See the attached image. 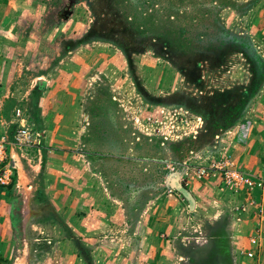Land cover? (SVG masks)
<instances>
[{
	"label": "rangeland",
	"instance_id": "374dc122",
	"mask_svg": "<svg viewBox=\"0 0 264 264\" xmlns=\"http://www.w3.org/2000/svg\"><path fill=\"white\" fill-rule=\"evenodd\" d=\"M29 3L43 24L0 55L30 66L0 91L11 141L21 126L34 138L20 171L29 180L38 150L44 162L34 201L12 200L25 219L10 264H250L233 236L255 221L259 187H230L214 165L244 171L238 149L253 136L250 174L264 179V0ZM31 31L47 44H28ZM48 72L65 74L57 108L40 105L48 86L33 73Z\"/></svg>",
	"mask_w": 264,
	"mask_h": 264
},
{
	"label": "crops",
	"instance_id": "0c3cea01",
	"mask_svg": "<svg viewBox=\"0 0 264 264\" xmlns=\"http://www.w3.org/2000/svg\"><path fill=\"white\" fill-rule=\"evenodd\" d=\"M4 1L5 0H2L1 3V5L4 7L1 8L0 6V30L7 31L8 34L5 36L7 39H0L1 45L11 43L12 41L14 42V39H18L16 37V35L19 36L18 30L26 27L25 24L29 26L31 23H33L34 27H38L40 25L39 22L33 21L36 19L38 21L41 20V23L43 24L44 15H42V12L45 11V8H29L28 6H31L29 0H6L7 2ZM42 28L45 27L42 26ZM34 32L35 31L30 32L31 41H28V44H47L45 39L34 37ZM35 38L36 40H34ZM40 54L41 53H39L37 56H40ZM8 57L9 55L7 56L3 53L0 55V88H4V86H6L7 88L12 87V85L15 84V82L20 78V76H22L23 73L24 75H27L26 69H29L30 66L26 65L27 61L29 60L25 57V55L20 57L19 53H15L13 54V56L11 55L10 58ZM15 61H18L21 64L15 66V68H10L8 65ZM64 72L66 73V71ZM33 74L36 79L35 81H37L38 79L39 87L46 88L48 86V89L44 91V96L41 97L40 105L43 108L46 106V104L47 106L50 105L55 108L59 107V105L61 106L62 102L60 101V96H64L65 98L67 97L68 93L65 92L67 87L65 74H63L61 79L60 77L58 78V82H56L54 78H51V74H49V72L46 73V75H44L45 73H43L39 77H37L35 73ZM44 83H46V85H44ZM6 92H8V90ZM3 93L4 92L0 91V96H2V98H0V136L7 137L9 156L10 158H14V160L16 161V168L15 174L13 175L12 185L7 186L0 184V252L3 264H10V260L12 259V252L14 250L13 246L15 245V221L19 220L20 216L22 221L25 219L24 214H21L18 217L15 206L12 204V200L14 198H20L22 199L25 206L28 199L34 201V197L36 196L37 192H39V189L41 187L39 185V182L36 181V178H38L37 175L38 171L40 170V168L38 167H41L42 163L44 162V156L42 151L38 150L39 163H36L37 166H33L34 171H31L32 173L30 174L31 176L29 175L28 180V178L25 177V173L21 172L19 169L18 160H20L23 156L19 153L18 149L14 145V141H11L10 136H8L7 134L9 133V123H13L14 121L16 122V119L8 120L3 115L2 107L4 104V97L7 96L5 93ZM252 137L253 136H251V139L249 141L252 140ZM248 144H242L244 150L238 149V153L242 155L241 160L243 168L245 169L244 171L257 175L260 173V165L257 159L260 158V154L257 150L250 152L251 146ZM246 152H250V154ZM27 158L28 160H31V156ZM45 174L53 177V175H51L49 172H46ZM254 191L258 195L255 198L258 206L256 210L257 214L255 215V221H253V219L249 222L242 220L241 222L237 223V231H235L233 236L234 239L236 238L235 242L237 245L235 244V242L234 245L237 254L239 255V252L241 250L250 264H264V188H256ZM257 219L259 220L258 222ZM256 226L260 227L261 230H259ZM244 227L249 228L248 235L243 230ZM255 228L260 232L258 233ZM253 234L257 239V242L255 244H251L250 242V236ZM252 247L255 252L254 260L247 257V252ZM25 257L26 256L22 257V260L15 261L12 264H26ZM241 264H243V262H241Z\"/></svg>",
	"mask_w": 264,
	"mask_h": 264
},
{
	"label": "built area",
	"instance_id": "2783aa9c",
	"mask_svg": "<svg viewBox=\"0 0 264 264\" xmlns=\"http://www.w3.org/2000/svg\"><path fill=\"white\" fill-rule=\"evenodd\" d=\"M20 114V110L16 112ZM31 132L26 127H20L15 135L14 144L17 149H21L30 144L34 139L31 136ZM214 167L220 168L224 171L225 183L230 187L238 188L244 186L247 190H254V188H264V179L258 178L256 175H252L248 172L230 167L228 164L223 165L221 163L215 164ZM16 161L14 158H10L8 151V139L6 136H0V184L12 185L13 175L15 174ZM205 168H202L200 174H205ZM257 239H253V243H256ZM252 256V253H248ZM0 252V264H3Z\"/></svg>",
	"mask_w": 264,
	"mask_h": 264
},
{
	"label": "trees",
	"instance_id": "16d2710c",
	"mask_svg": "<svg viewBox=\"0 0 264 264\" xmlns=\"http://www.w3.org/2000/svg\"><path fill=\"white\" fill-rule=\"evenodd\" d=\"M250 63H251V61H250ZM178 190L179 191H184L183 189H181V188H178ZM221 264H224V262H220Z\"/></svg>",
	"mask_w": 264,
	"mask_h": 264
},
{
	"label": "water",
	"instance_id": "95a60500",
	"mask_svg": "<svg viewBox=\"0 0 264 264\" xmlns=\"http://www.w3.org/2000/svg\"><path fill=\"white\" fill-rule=\"evenodd\" d=\"M174 186H176V187H180L179 185L177 186L176 183L174 184ZM180 188H181V187H180ZM192 202H194L193 198H192Z\"/></svg>",
	"mask_w": 264,
	"mask_h": 264
}]
</instances>
